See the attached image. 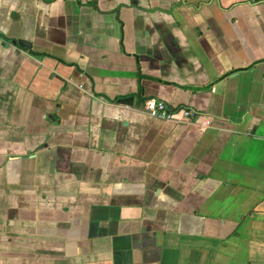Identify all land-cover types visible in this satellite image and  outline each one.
Segmentation results:
<instances>
[{
	"label": "crops",
	"instance_id": "0c3cea01",
	"mask_svg": "<svg viewBox=\"0 0 264 264\" xmlns=\"http://www.w3.org/2000/svg\"><path fill=\"white\" fill-rule=\"evenodd\" d=\"M0 264H264V0H0Z\"/></svg>",
	"mask_w": 264,
	"mask_h": 264
},
{
	"label": "built area",
	"instance_id": "2783aa9c",
	"mask_svg": "<svg viewBox=\"0 0 264 264\" xmlns=\"http://www.w3.org/2000/svg\"><path fill=\"white\" fill-rule=\"evenodd\" d=\"M141 108L148 115L160 118L164 120H173L174 119V110L171 109L165 102L156 98H144L142 100ZM181 114L184 117H189L192 115V111L188 109L181 108Z\"/></svg>",
	"mask_w": 264,
	"mask_h": 264
},
{
	"label": "water",
	"instance_id": "95a60500",
	"mask_svg": "<svg viewBox=\"0 0 264 264\" xmlns=\"http://www.w3.org/2000/svg\"><path fill=\"white\" fill-rule=\"evenodd\" d=\"M17 43L19 44V42H17ZM119 101H121L122 103H125V102L129 101V99L128 98H123V99H121Z\"/></svg>",
	"mask_w": 264,
	"mask_h": 264
}]
</instances>
